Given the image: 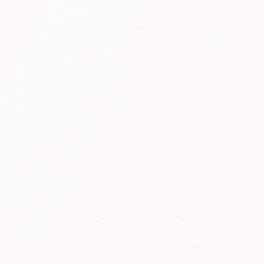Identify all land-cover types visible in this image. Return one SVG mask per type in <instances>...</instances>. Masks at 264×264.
<instances>
[{"label": "snow or ice", "instance_id": "obj_1", "mask_svg": "<svg viewBox=\"0 0 264 264\" xmlns=\"http://www.w3.org/2000/svg\"><path fill=\"white\" fill-rule=\"evenodd\" d=\"M0 264H264V0H0Z\"/></svg>", "mask_w": 264, "mask_h": 264}]
</instances>
